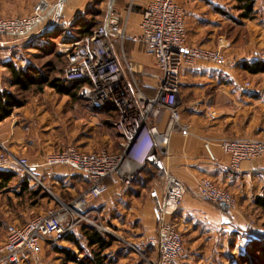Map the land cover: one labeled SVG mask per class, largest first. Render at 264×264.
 Here are the masks:
<instances>
[{
    "label": "built area",
    "instance_id": "obj_1",
    "mask_svg": "<svg viewBox=\"0 0 264 264\" xmlns=\"http://www.w3.org/2000/svg\"><path fill=\"white\" fill-rule=\"evenodd\" d=\"M61 4L62 1L51 5L40 0L30 15L0 18V44L50 33L57 24H63L56 22ZM187 18L179 0H152L142 11L138 34L130 36L129 19L112 8L90 36L60 47L59 53L66 61L61 78L83 83L78 99L100 109L114 110L116 117L109 118L107 124L117 136L118 147L114 152H82L68 146L61 152L46 154L39 162L1 156L0 171L18 172L36 180L35 170L39 168L67 166L85 177L89 186L69 203L58 199L59 206L26 222L22 228L9 225L7 238L0 245V264H22L25 258L38 257L44 246L60 243L81 226L107 233L99 225L101 213L95 203L107 193L108 181L116 179L131 187L146 170L153 171L158 179L150 191L157 227L155 236L141 245L148 244L156 250L158 264H174L180 258L184 244L177 217L187 191L169 171L167 159L172 137L191 134L190 125L182 117V71L197 62L224 68L237 65L222 45L217 50L190 45ZM128 40L152 57L156 73L126 55L124 46ZM249 90L252 95H259L258 91ZM210 119L215 116L210 115ZM219 145L229 157L230 169L236 172L244 162L264 156V140L255 137L223 138ZM204 149L208 159L217 162L211 144L205 142ZM197 193L219 209L221 225L231 223L235 200L227 191L208 178H201ZM34 264L40 261L35 259Z\"/></svg>",
    "mask_w": 264,
    "mask_h": 264
},
{
    "label": "crops",
    "instance_id": "obj_2",
    "mask_svg": "<svg viewBox=\"0 0 264 264\" xmlns=\"http://www.w3.org/2000/svg\"><path fill=\"white\" fill-rule=\"evenodd\" d=\"M49 1L52 5L54 4V0ZM60 1H62V4L59 9V19L63 18V24L68 22L69 25L74 24L73 26H75V21L87 13L95 2V0H57L56 4ZM151 1L136 0L135 13L139 15V18L136 21L128 22L127 30L130 36L138 34L142 11ZM261 1L255 0L256 14L260 12V7H262ZM179 2L181 6L184 4L187 10V38L189 44L193 46L206 48L216 46L219 30L224 24L238 21L237 17L229 12L231 11L229 9L231 7L228 5L229 0H179ZM187 5L193 7L188 8ZM234 10H236L235 7ZM223 12L227 14H223ZM81 25L83 24L79 23L74 28V32L76 31L78 34L73 36L72 40L79 39ZM256 26L264 27V20H257ZM35 37H31L26 41ZM219 43L224 46L226 52L231 51V42L222 40ZM126 45H130L128 49ZM127 50L130 51V55ZM124 52L126 55L145 63L148 69L152 68L156 73L152 57L148 56L141 47L132 41L128 40L125 43ZM232 57L237 60V65L234 67L224 68L197 62L194 65L184 67L182 71V117L190 125L191 134L189 137H182L179 134L172 137L167 166L169 171L180 179L186 187L187 193L177 217V224L180 227L187 228V231L183 234L184 252L174 264H235V256L243 254L247 241L249 242L255 237V235H248L244 231L243 225L235 224L236 222H233L231 226H222L219 209L201 199L197 193L199 179L208 178L218 186L231 191L237 197L240 205L243 206L250 202L254 204L255 199L264 194V156L244 162L240 171L236 172L230 169L229 157L219 145L220 140L228 135L242 132L244 108L249 107V103L256 101L255 98H257L243 86L242 78H238L237 72L243 70L242 62L264 60V56L258 50ZM145 58L152 61L150 63V65L153 63L152 67L147 65ZM11 64L17 67L16 64ZM19 68L23 69L24 67ZM4 79L6 80L3 81ZM11 81L12 79L9 76L4 78L0 76V90H3L2 87L5 82L8 86H11ZM83 103L86 106L81 110L83 114H90L93 122L98 121L99 116H102V121L107 124L108 118L101 113L98 106L90 102ZM210 115H214L215 119H210ZM109 128L115 137V142L109 146L108 151L114 152L118 147L117 136L110 126ZM14 129L13 134H15L16 141L25 143L22 138L23 135H18L16 131L17 126ZM249 130H251L250 127L247 128V131ZM9 136L11 135H3L2 141H7ZM86 136L84 135L85 138L81 136L84 141H80L78 143L80 146H77V148L82 152H94V150L87 151L91 145H83V142L88 140L93 142L91 141L93 135H91V138ZM44 140V149L39 144L37 136H32L26 140L25 144L33 147L35 151V157L33 156L32 160L29 159L30 161H41L43 158L38 159V155L40 156L44 151H47L46 154H48L59 150L57 148L59 143H56L58 139H55L54 135H45ZM96 141H98V138ZM205 142L211 144V150L217 157V162H211L208 159L204 149ZM66 148L67 146L64 149ZM22 155L24 154H20V156ZM35 176L36 180L30 179V190L35 189L37 185L47 192L51 188L58 196L64 192L63 198L65 200L72 198L75 194L82 193L89 186L85 177L67 166L39 168L35 170ZM21 178L24 177H16L7 186L0 189V203H2V206L7 202L5 197L2 198L3 195L8 194L11 201L21 199L18 196L21 190ZM56 181H60V184H56ZM156 183V176L153 171H144L131 187L121 185L116 179L108 181L109 189L107 193L95 203L101 213L102 226H106L108 230L112 229L118 235L115 238L110 236L114 244L107 251L108 264L158 263L156 250L148 244L141 245L142 242L147 241L156 234L157 224L149 196ZM44 199L48 200L49 197ZM50 203L52 204V202ZM9 205L15 207L11 202H9ZM9 211L6 210L7 213H10ZM7 213L0 210V229H3L4 233H6L9 225H13L8 221V217L4 216H8ZM36 214L33 213V216H36ZM33 216L31 215V217ZM30 218H27L25 213L19 212L14 218L15 220L11 219V221H15L14 225H24ZM244 227L247 228V226ZM71 237L77 239L85 251H89L87 240L83 237L80 229H75ZM4 240L5 234L1 243ZM47 248L51 255L56 256L54 261L48 258L49 263L62 264L65 259L64 256L54 253L52 251L54 247L47 246ZM58 248H65L72 250L74 253H79L78 249L67 240L58 243ZM43 258L47 259L45 256Z\"/></svg>",
    "mask_w": 264,
    "mask_h": 264
},
{
    "label": "rangeland",
    "instance_id": "obj_3",
    "mask_svg": "<svg viewBox=\"0 0 264 264\" xmlns=\"http://www.w3.org/2000/svg\"><path fill=\"white\" fill-rule=\"evenodd\" d=\"M39 1L40 0H0V18H14L30 15L33 12L35 5ZM45 1H48L52 5L49 0ZM56 1H53V5H56ZM135 3L136 0H95L88 12L85 13L80 19L76 20L77 22L75 21V26H73L74 24L69 25L68 22L62 25L57 24L55 29H53V31L50 33L48 32L43 35L40 34L34 39L0 44V76H3V78L9 76L12 78L8 67L5 66V63H14L18 68H31L38 74H46L48 71L53 70L55 71L54 75L56 77H62L66 61L65 59H58V55H61L59 53L60 47L73 41V36L78 34V32H74L76 25L79 23H89L94 25L96 28L103 23L105 16L112 8L118 13L123 14V16H126L130 22L136 21L138 20L139 15H136L135 13ZM260 4L263 8L260 7V12H257L253 20H239V22L235 21V23L228 22L224 24L221 30H219V38L215 44L216 46H211L210 48H213L212 50H217L220 48L221 43L219 42L222 40H227L231 42V51L229 50L231 53L226 52V55L229 59H235L232 56H241L251 52L252 50H258L264 56V27L256 26L257 20H264V0H262ZM228 5L231 7L229 8L231 9L229 12L239 19L238 16L240 13L234 10V7L238 5L237 1L229 0ZM130 7L131 12H129ZM182 7H184V9L186 8L184 4ZM187 7L191 8L193 6L187 5ZM59 17L60 11L58 12L56 22H63V18L59 19ZM58 34L59 37H55V35ZM129 46L130 45H126L127 49ZM143 55L141 56L143 57ZM145 60L148 63L147 65L151 67L153 66V63L150 65L152 62L150 59L145 58ZM149 71L154 72V69L149 68ZM237 73L238 78H242L241 82L243 86L246 89L249 87L251 90L258 91L259 95H257V98H255L256 101L249 103V107L244 108L245 115L243 114L244 123L242 125L243 128H241L242 132L239 134L235 133V135H228L226 138L255 137L264 140V74L253 75L245 70H240ZM5 80L6 79L3 81ZM3 84V90L11 92L19 100L24 101L25 104L22 108L16 109L9 118L0 123V157L11 155L16 157L24 156L23 158L32 160V157L35 155L34 148L25 144L26 140L32 136L38 137L39 144L41 145L42 149H44L45 135H54L55 139H58L56 143H59L57 145L59 150L56 152H61L66 146H80L78 143L80 141H84V135H87V138H91V135H93V140H91L93 142H89V140L87 142H83L84 146L91 145L87 151L94 150L95 152L96 150H108L109 146L115 142V137L111 129L107 124H105V122L102 121L103 117L99 116L100 119L96 121L97 123L93 122L91 119L92 116L90 114L86 115L82 113L81 110L86 106L79 99L74 100L68 96L60 95L50 87H45L41 93H38L35 91V89H33L28 93L21 94L17 88H12L10 85L8 86L6 82ZM16 126L18 135H23L22 138L25 140V143L16 141L14 137L15 134H13V131L15 130L14 127ZM247 126L250 127L251 130L247 131ZM3 135L11 136H9L7 141H2ZM81 136L84 138L81 139ZM16 138L18 137L16 136ZM97 138L98 141H96ZM46 152L47 151H44V153H42L40 156L38 155V159L44 158ZM20 154L24 155L20 156ZM156 181V184H158V179H156ZM224 190L227 191L235 200V207L231 211L232 213L230 212L231 223L222 226H231L233 222H236L235 224L243 225V228H245L244 231L248 235H255L254 238L259 237L260 240H263L264 211L257 208L252 202L247 203L246 206L240 205L237 197L231 191L228 189ZM49 191L50 194L48 193V200L44 199V196H41V198L39 196L34 200L21 198L20 200L11 201V198H9L10 196H8V194L3 195L2 198L5 197L7 202L4 206H2V203H0V210L3 213H7L6 210H10L9 212H12V214L7 213L8 216H4L8 217V221L13 224L12 226L22 228L25 224L14 225L15 221H11V219L16 217L17 213H25L27 218H30L31 215L33 216V213H37L36 216L30 218V220H32L39 215H44L50 208L59 206V198L64 199V192L58 196L55 194L53 189L49 188ZM78 195L79 194H75L72 198L70 197L71 200H74ZM11 197L13 198V196ZM8 199L9 202L13 203L15 207H11L9 205ZM50 202H52V204ZM101 224L102 221L99 220V225ZM244 226H247V228ZM101 227H104L105 229L107 228L106 226ZM178 228L180 229L183 238V234L186 233L187 228L180 226H178ZM106 230L109 237L112 236L115 238V236H118L112 229ZM4 234L6 240L7 232L4 233V230L0 229V245L5 242L4 240V242L1 243ZM245 248L243 254L245 253ZM48 251L49 250L47 246H44L41 255L38 257L31 256L25 258L22 264H34L35 259H38L40 264H50L49 259L54 261L56 256L51 255V253ZM243 254H238L235 256V263L241 264L239 260L240 256ZM253 255L259 260V262H264V257L261 252H253L252 256ZM44 256L47 257V259L43 258Z\"/></svg>",
    "mask_w": 264,
    "mask_h": 264
},
{
    "label": "trees",
    "instance_id": "obj_4",
    "mask_svg": "<svg viewBox=\"0 0 264 264\" xmlns=\"http://www.w3.org/2000/svg\"><path fill=\"white\" fill-rule=\"evenodd\" d=\"M235 1H237L238 4L235 9L240 13L237 22H239V20H253L255 18V0ZM223 14L227 13L223 12ZM94 28V25L83 23L79 29L80 37L90 36ZM55 37H59V34L55 35ZM127 51L130 55V51ZM58 59L63 60L64 58L62 55H58ZM5 66L8 67L12 76L11 87L17 88L21 94L28 93L33 89H35L36 92L41 93L45 87H50L60 95H65L75 100L78 99V91L83 85L81 82H66L61 77H56L54 75L55 71L53 70L48 71L46 74H38L31 68L21 69L11 63H7ZM242 68L253 75L264 74V60L258 59L253 61H243ZM24 104V101L19 100L11 92L7 90H0V123L9 118L16 109L22 108ZM101 113L105 114L108 119L116 117L114 110L109 107L101 109ZM18 176L24 177L21 178V190L18 194L20 198L34 200L39 196H44V198L49 197L48 192L39 185H37L35 189L30 190L29 182L31 178L13 171H0V189L7 186V184ZM62 201L69 203L72 200L70 198L68 200L62 199ZM254 205L264 211V194L255 199ZM78 229L81 230L83 237L87 240L88 252L80 246V242L77 239L71 237L73 235V231L68 233L64 240L71 242L78 249L79 253H74L72 250L65 248H58V244L49 246L54 247L52 249L54 253L64 256L65 259L62 264H108L107 251L110 250L114 244L111 237L101 230L87 226H81ZM253 252H261L264 257V239L260 240L258 237L253 238L248 242L245 248V253L240 256L239 261L241 264H264L263 261L259 262L254 255L252 256Z\"/></svg>",
    "mask_w": 264,
    "mask_h": 264
},
{
    "label": "water",
    "instance_id": "obj_5",
    "mask_svg": "<svg viewBox=\"0 0 264 264\" xmlns=\"http://www.w3.org/2000/svg\"><path fill=\"white\" fill-rule=\"evenodd\" d=\"M107 232V231H106Z\"/></svg>",
    "mask_w": 264,
    "mask_h": 264
}]
</instances>
